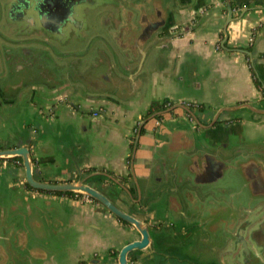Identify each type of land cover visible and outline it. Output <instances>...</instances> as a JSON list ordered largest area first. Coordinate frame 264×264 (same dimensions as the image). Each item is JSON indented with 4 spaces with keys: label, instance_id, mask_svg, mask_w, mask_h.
Instances as JSON below:
<instances>
[{
    "label": "crops",
    "instance_id": "crops-1",
    "mask_svg": "<svg viewBox=\"0 0 264 264\" xmlns=\"http://www.w3.org/2000/svg\"><path fill=\"white\" fill-rule=\"evenodd\" d=\"M129 1L119 3L123 12L110 3L82 8L77 16L84 41L96 37L75 78L80 105L51 108L30 102L7 113L0 111V150L26 146L36 179H85L143 221L151 242L130 252L129 264H229L225 250L213 245L207 232L219 224L222 214L204 217L193 209L206 229L193 236L190 221L195 215L187 210L185 219L180 218L179 209L168 208L163 193L155 194L164 186L163 164L208 143L224 156L256 153L264 164V56H260L264 55V26L250 36L253 27L264 25V0H230L233 20L223 44L225 0H141L138 10L128 6ZM156 23L155 45L148 51L144 47L142 65L137 55L120 71L114 56L124 62V55L134 51L131 30L144 32ZM248 45L249 55L234 48ZM248 60L260 88L254 84ZM37 92L52 96L56 90L39 83ZM163 98L174 104H202V110L191 109L199 122L209 126L216 118V123L200 128L180 108L155 116L141 128L131 164L134 127L142 122L150 100ZM201 160L191 157L184 163L191 170ZM87 168L129 175L123 182L115 178L129 193L115 182L95 179L100 171L85 173ZM231 176L230 171L222 180ZM81 197L29 189L21 159L20 164L0 161V264H118L120 249L139 239V233L102 204ZM228 205L245 210L247 203ZM240 259L238 264H254L245 256Z\"/></svg>",
    "mask_w": 264,
    "mask_h": 264
},
{
    "label": "water",
    "instance_id": "water-1",
    "mask_svg": "<svg viewBox=\"0 0 264 264\" xmlns=\"http://www.w3.org/2000/svg\"><path fill=\"white\" fill-rule=\"evenodd\" d=\"M121 1L122 0H43L42 3L37 5L36 0H25L22 11L18 10L17 4L14 0H5L4 4L0 3V6L2 7L3 16L7 22L23 25L24 28L37 27L39 25L40 28L50 32V34H58L60 37L64 38L67 37L69 28L72 25L74 27L76 22L77 24L79 23L77 16L80 17L82 8H91L96 5L111 3L116 4L117 9H121L123 7L120 5ZM140 1L141 0H130L128 6L134 10H138V7H140L141 4ZM225 2L227 14L223 28L225 35L222 44L227 38V25L233 20L231 2L230 0H225ZM122 9L120 12H123L124 9ZM132 13L133 11L131 14ZM69 16H71L72 19H67ZM122 16L123 13L119 14L118 27H120ZM59 25H63V32L55 29V26ZM157 28H159V25L156 23L149 26L147 28L148 30L144 32L131 30L129 40L132 42V48L134 51L131 55H124V62L119 61L120 59L114 56L115 65L120 71H124L122 69L124 66L123 64L131 65L135 58H137V55L141 56L139 66L142 65L147 54L144 47H147L146 49L148 51L155 45L152 39L157 34ZM109 34L112 36L113 32L109 31ZM101 41L108 47V49H110V46L105 39L102 38ZM2 49L0 48V69L4 66L7 71L4 73L2 72V69L0 70V111L7 113L13 106H24L22 100L26 94L30 92V86H33L34 84H29V82L26 81L27 73L22 72V70L14 73L8 72V61ZM237 50L249 55V52L245 49ZM85 56V52L80 55L81 58H84ZM132 57H134V59H132ZM11 97H13L15 104L14 102L7 103V99ZM245 105L250 108V105ZM175 108L184 110L191 118H193L196 125L200 128L206 129L216 123L215 118L209 126L202 125L192 110L186 107L182 102L175 104L167 110L156 112L149 118L143 120L137 128L132 148L131 164L143 125L155 116L162 115ZM190 152V155H179L173 163L162 165L164 186L157 194H155V197H158L163 193L162 197L166 196L168 208H173L175 206L176 209H179L180 218L185 219V211L187 210L188 213L191 211L194 214L193 209L196 210V213H199L200 215L203 214L204 217H212L222 214V211H227L225 210L226 208L222 210V207L227 206L229 203L238 206L241 201L247 203V205H245V210L247 211L246 214H250L261 201H264V183L261 180L258 182L257 180L253 182L249 181L247 183L244 182L245 185L237 186L236 184L235 186L229 187H223L222 183H220V180L222 182V176L229 174L230 171L236 179L241 177L242 181L243 179H248L252 176V170H255L258 176L263 173V160L258 154L243 153L231 157L232 154L229 153L224 156L219 148L213 147L211 143H208L204 148L196 149L194 152H192L191 149ZM11 157H19L21 159V164L24 168L25 183L32 189L46 192H73L85 195L102 204L119 220L133 226L139 233L140 237L139 239L127 243L120 249L118 253V264H129L128 254L130 252L134 250H142L150 245L151 237L146 224L132 214H129L116 206L102 192L85 183V179L75 182H47L36 179L33 174L30 150L26 146L0 150V161ZM191 157L193 160H198V157L202 159L201 164L190 166L192 171H196L194 173L184 163L185 159ZM104 174L112 182L118 184L125 192L129 193L128 190L114 177L106 173ZM135 184L138 192H141L138 182L136 183L135 181ZM148 191L150 194H154L153 190L149 189ZM224 199L228 200L229 203L227 205ZM151 201L154 202L153 200ZM232 213L235 214L236 210ZM194 215V221H190L191 218L189 220L192 222L190 223L191 234L193 236H199L204 230L206 231V229L204 228L202 220L199 221L198 216H196L197 214ZM218 221L219 224L216 227L211 231H207L209 233L208 237L212 240L213 245L222 248V234L224 235L229 232L225 241V247L227 250H225L223 254L229 264H238L241 262L242 260L240 259V256L253 259L254 264H264V233H261L262 235H260L261 239H259L263 240V242L260 241L259 244L256 241V231L247 230L241 226H232L228 219H223L222 217H220ZM262 223H264V220ZM222 224H224L223 230ZM241 248L242 250H237Z\"/></svg>",
    "mask_w": 264,
    "mask_h": 264
},
{
    "label": "flooded vegetation",
    "instance_id": "flooded-vegetation-1",
    "mask_svg": "<svg viewBox=\"0 0 264 264\" xmlns=\"http://www.w3.org/2000/svg\"><path fill=\"white\" fill-rule=\"evenodd\" d=\"M4 1L0 0V3L4 4ZM105 9L107 8L104 7L103 10ZM55 29H58V26H55ZM95 39L96 37H91L88 38L87 42L84 41L83 33L78 31L77 23L74 27L72 25L69 28L68 35L64 38L58 34H50V32L40 28L39 25L24 28L23 25L7 22L0 6V48L3 47L2 51L8 61V72L14 73L22 70V72L27 73L26 81L29 84H34L30 86V92L22 100L24 105L31 102L52 108L68 103L71 106L78 107L80 99L77 96L78 87L75 78L79 75L80 55L84 52L86 56L89 55ZM1 69L4 73L7 71L4 66ZM39 83H43L45 87H52L56 92L52 96L38 94L37 87ZM58 93L65 94L59 97ZM11 102H14L13 97L7 99V103ZM255 180L257 182L261 180L264 183V172L259 176L252 174L251 177L243 179V181L241 177L236 179V177L231 176V178L222 180V186L229 187L236 184L241 186L244 182ZM224 209L227 211H222V218L228 219L232 226H241L244 229L256 231V241L259 244L260 241L263 242V240H260V235L264 233V223H262L264 220V203L256 206L250 214H246V210L229 205L222 207V210ZM234 210H236L235 214L232 213ZM223 229L224 224H222ZM228 235L229 232L222 234V250H227L225 241ZM237 250H242V248Z\"/></svg>",
    "mask_w": 264,
    "mask_h": 264
},
{
    "label": "trees",
    "instance_id": "trees-1",
    "mask_svg": "<svg viewBox=\"0 0 264 264\" xmlns=\"http://www.w3.org/2000/svg\"><path fill=\"white\" fill-rule=\"evenodd\" d=\"M262 26H264V25L263 24H260V25H257L255 27H253L251 29L250 36L251 37H253V36L255 37L257 35V32L260 30V28ZM234 48L235 49H246V50H249L250 49V45H248V46H237V47H234ZM260 56L263 57L264 55L263 54H260ZM247 63L249 65L250 69H251V73H252V77H253V80H254V84H256V86L258 88H260L258 78L255 75V72H254L253 68L251 67L249 60L247 61ZM182 103L186 107H188L189 109L202 110L204 108V106L202 104H195V103L187 102V101L186 102H182ZM173 105H174V102L172 100L168 99V98H163L161 100L152 99V100H150L149 105H148L146 111L142 114L141 119L143 121V120L149 118L150 116H152L153 114H155L156 112L163 111V110H167V109L171 108ZM170 113H173V111H170ZM161 116L162 115H160L159 117H161ZM138 126L139 125H136L134 127V134L130 137V144H129L130 151L133 148V144H134V140H135V135H136ZM5 160H8V161H16V162H18L20 164V158L19 157H11V158H8V159H5ZM129 161H130V155L128 156V162ZM96 170H98L100 172L98 174H96V175L93 176L95 179H104V180L107 179L110 182H112L104 173L109 174V175H111L114 178H117L121 182L127 180L128 177H129V175L124 176V175H120V174H115L112 171H107L105 168H98V169L97 168H87V169H84L83 171L85 173H90V172H93V171H96ZM25 186L28 187L29 189H32L26 183H25ZM32 190H34V189H32ZM35 191L42 192V193H47V194H55V195H67V196H80L81 195V194L73 193V192H46V191H40V190H35ZM90 200L93 201V202H96V201H94L92 199H90ZM121 222H123V221H121ZM123 223H125V222H123ZM79 264H83V263L80 262Z\"/></svg>",
    "mask_w": 264,
    "mask_h": 264
},
{
    "label": "clouds",
    "instance_id": "clouds-1",
    "mask_svg": "<svg viewBox=\"0 0 264 264\" xmlns=\"http://www.w3.org/2000/svg\"><path fill=\"white\" fill-rule=\"evenodd\" d=\"M14 2L17 4L18 10L22 11L24 8L25 0H14ZM42 2H43V0H36L37 5L39 3H42ZM67 19H72V18H71V16H69ZM58 31L63 32V25L58 26ZM258 255H259V253H258Z\"/></svg>",
    "mask_w": 264,
    "mask_h": 264
},
{
    "label": "built area",
    "instance_id": "built-area-1",
    "mask_svg": "<svg viewBox=\"0 0 264 264\" xmlns=\"http://www.w3.org/2000/svg\"><path fill=\"white\" fill-rule=\"evenodd\" d=\"M83 200H90L87 196H85V195H82V197H81Z\"/></svg>",
    "mask_w": 264,
    "mask_h": 264
}]
</instances>
